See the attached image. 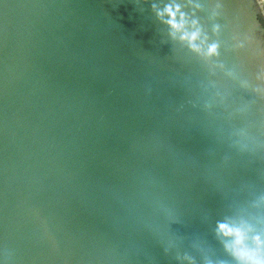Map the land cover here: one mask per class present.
<instances>
[{
	"label": "water",
	"instance_id": "1",
	"mask_svg": "<svg viewBox=\"0 0 264 264\" xmlns=\"http://www.w3.org/2000/svg\"><path fill=\"white\" fill-rule=\"evenodd\" d=\"M242 251L264 262L260 1L0 0V264Z\"/></svg>",
	"mask_w": 264,
	"mask_h": 264
},
{
	"label": "clouds",
	"instance_id": "2",
	"mask_svg": "<svg viewBox=\"0 0 264 264\" xmlns=\"http://www.w3.org/2000/svg\"><path fill=\"white\" fill-rule=\"evenodd\" d=\"M165 11H166L167 15L170 17V20H169L170 26L175 30L181 29L183 27V20H184L183 16H181V23H177L176 19H175L176 12H178L179 9L177 8L176 11H173V9L171 7H169V8H166ZM197 37H198V33L193 32L191 35L185 34L184 36L181 37V39H186L189 41L190 44H192L197 39ZM209 52H210V54L215 52V46L214 45L209 49ZM219 229L226 236H233L234 235L236 237V244L237 245L241 244L242 236H241V232L239 230H234V229L229 228L227 225H224V224H221L219 226ZM239 255L253 261L254 264H264V262L256 260L254 253L242 251L239 253Z\"/></svg>",
	"mask_w": 264,
	"mask_h": 264
},
{
	"label": "bare ground",
	"instance_id": "3",
	"mask_svg": "<svg viewBox=\"0 0 264 264\" xmlns=\"http://www.w3.org/2000/svg\"><path fill=\"white\" fill-rule=\"evenodd\" d=\"M259 1H260V4H261V7H262L263 14H264V2L262 0H259Z\"/></svg>",
	"mask_w": 264,
	"mask_h": 264
},
{
	"label": "rangeland",
	"instance_id": "4",
	"mask_svg": "<svg viewBox=\"0 0 264 264\" xmlns=\"http://www.w3.org/2000/svg\"><path fill=\"white\" fill-rule=\"evenodd\" d=\"M264 2V0H262Z\"/></svg>",
	"mask_w": 264,
	"mask_h": 264
}]
</instances>
